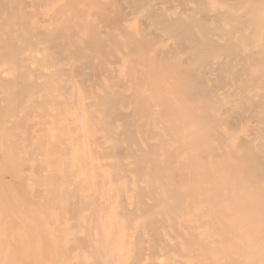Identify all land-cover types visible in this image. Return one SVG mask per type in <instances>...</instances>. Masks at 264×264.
I'll return each mask as SVG.
<instances>
[{
  "label": "bare ground",
  "instance_id": "1",
  "mask_svg": "<svg viewBox=\"0 0 264 264\" xmlns=\"http://www.w3.org/2000/svg\"><path fill=\"white\" fill-rule=\"evenodd\" d=\"M0 264H264V0H0Z\"/></svg>",
  "mask_w": 264,
  "mask_h": 264
}]
</instances>
